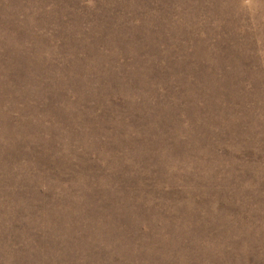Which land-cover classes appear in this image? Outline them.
I'll list each match as a JSON object with an SVG mask.
<instances>
[{"label": "rangeland", "instance_id": "1", "mask_svg": "<svg viewBox=\"0 0 264 264\" xmlns=\"http://www.w3.org/2000/svg\"><path fill=\"white\" fill-rule=\"evenodd\" d=\"M0 264H264V0H0Z\"/></svg>", "mask_w": 264, "mask_h": 264}]
</instances>
